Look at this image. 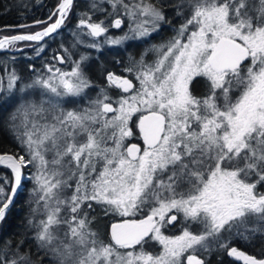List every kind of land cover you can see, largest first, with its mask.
Wrapping results in <instances>:
<instances>
[{"label":"snow or ice","instance_id":"1","mask_svg":"<svg viewBox=\"0 0 264 264\" xmlns=\"http://www.w3.org/2000/svg\"><path fill=\"white\" fill-rule=\"evenodd\" d=\"M104 2L112 8L107 16H118L111 23L76 13L77 32L93 38L85 47L98 50L96 38L102 36L115 46L142 42L171 23L164 0ZM74 8V0H57L45 20L0 28L19 33L0 36V51H23L15 46L25 42L35 45L39 55ZM90 8L93 14L105 12L96 0ZM121 9L128 31L108 36L109 29H122ZM173 10L184 20L173 29L175 35L146 48L133 67L124 69L129 76L135 72L139 87L107 73L108 84L124 93L116 100L101 89L87 107H64L76 104L73 98H86L92 87L85 74L87 54L73 60L68 72L51 63L42 72L29 65L36 75L18 89L19 97L21 77L3 66L7 94L0 77V108L18 101L7 123L19 152L0 154V167L10 171L0 176V223L32 181L29 204L35 207L28 227L35 230L37 255L50 253L54 264H209L196 253L202 249L210 257L213 245L237 264H264V258L230 246L237 241L251 245L257 236L264 237V192L257 191L258 185L264 187V0H180ZM34 27L41 30L29 31ZM60 47L63 55L57 51L53 59L64 64L72 53ZM150 52L157 54L151 63L145 60ZM196 77L209 82L203 98L190 92ZM37 88L40 99H29L27 90ZM137 114L143 144H126L133 137L129 123ZM27 169L35 171L25 175ZM93 202L106 214H146L113 223L111 241L104 244L89 229ZM181 214L186 225L182 233L163 235L162 228ZM38 215L44 218L37 221ZM195 224L202 225L199 234L189 230ZM26 239L15 245L5 241L0 264H33L30 252L23 251ZM149 239L162 246L159 255L143 250Z\"/></svg>","mask_w":264,"mask_h":264},{"label":"trees","instance_id":"2","mask_svg":"<svg viewBox=\"0 0 264 264\" xmlns=\"http://www.w3.org/2000/svg\"><path fill=\"white\" fill-rule=\"evenodd\" d=\"M97 2V0H96ZM149 2L155 4L156 0H149ZM180 0H164V9L167 14V18L171 21L170 24L166 23L158 33H154L151 37L145 41H134L128 42L127 44L120 47L115 45H103L100 43V48L94 49L87 47L86 49H79L80 54H87L89 59L85 65V74L90 79L92 87L86 89V98H73L76 99V104H65L66 109L73 108H84L87 107L88 100L94 99L97 97L101 89L106 90L107 95L113 100L118 99L121 95H124L123 91L118 88L116 85H109L107 81V73L112 72L117 76L127 77L128 79L133 80V83L139 87L138 81L135 80V72L129 76L124 69L128 67H133V61H138L141 58L142 53H144L146 48H150V45H160L167 42L171 37L175 35L173 31L174 28H179L181 23L184 22L183 18L176 17L172 18L175 15L173 10V5L179 3ZM57 0H0V28L5 27H14L21 24H32L35 20H45L50 15L51 11L54 9ZM75 8L73 13L70 14L66 25L62 30L57 34L54 40L49 39L46 41L44 50L36 54L33 46H29L25 42H19L15 46L16 48L23 49V51L12 52V51H2L0 52V77H2V89L5 94H7V76L3 71V66H7V70L11 72L15 69L16 73L21 77L19 84L16 89V96L19 97L22 94L19 92V88L23 87L25 84H30L35 78L36 73L32 72L29 69V65H32L38 71H45L46 64H55L53 59V54L59 51L63 53L61 49V44L69 50L70 45L75 44L72 36L75 33L76 26L78 24V16L76 13L88 12L93 16V20H107V23H111L116 18L117 15H112L111 17L107 16V13L112 12L108 7L110 6L106 2H97L101 7L105 9L103 14L95 13L90 8L91 0H74ZM119 18L124 20L126 19L122 16L120 11ZM46 26V25H45ZM164 30L163 34L161 33ZM41 30L38 27H34L29 31L35 32ZM117 31V32H116ZM111 36L118 35V29H109L108 32ZM16 32L3 31L0 32V36L3 35H15ZM75 36L76 33H75ZM87 43V42H86ZM89 44V43H87ZM78 53V52H77ZM76 53V55H77ZM157 59V54L148 53L145 56L146 62H153ZM249 60L244 63V68L248 65ZM209 82L206 77H196L190 85V92L193 96L197 98H203L207 93ZM30 95L29 99L39 100L40 99V90L37 89H28ZM239 92L236 93V95ZM67 99V98H66ZM235 99V97H233ZM18 101L14 102L11 106L6 108H0V154L9 153L16 154L19 152V145L14 139L12 132L9 130V125L7 123L9 114L15 110L17 107ZM115 107V105H114ZM139 116L135 115L133 120L130 121L129 127L133 131V137H130L126 140L128 142L143 144L140 139L139 130L137 128V123ZM19 123V121H18ZM50 159V157H49ZM29 171H35V169L25 170V175ZM10 175V171L4 167L0 168V176ZM33 187L32 181H27L25 188L22 193L17 195L14 203L10 207L6 219L0 223V247L3 246L5 241L11 240L13 244H18L22 239L25 240L23 251L30 252L31 260L33 264H40L41 259L43 258V264H54V261L49 253L47 256L44 251H40L37 255L38 245L34 239L35 230L28 227V219L30 217L31 207L35 205L29 204V189ZM74 187V185H73ZM257 188L262 189V186H257ZM10 192V188L8 189ZM71 191H67L66 195L71 196ZM175 214V212H173ZM146 213L137 212L135 215L128 217H122L117 213L109 212L105 213L103 209L95 205L93 202V210L88 214V220L91 221L89 224V229L92 232L97 233V237L103 241L104 244H108L111 241L109 236V226L111 223L116 221H121L125 219H140L143 218ZM83 215V213H81ZM43 216L38 215L36 220L39 221L43 219ZM181 223H183L181 216L178 217V221L174 222L173 225L162 228V233L166 236L176 235L181 230ZM193 232L198 231L197 229L190 227ZM199 228V227H198ZM61 238H63V230L60 233ZM230 246H236L240 250L245 251L249 255H254L257 258H264L262 255V250H264V237L257 236L255 242L251 245H245L243 242H234ZM159 244L157 245L156 241L147 240L144 245L143 250L145 252L151 253L153 255H159L161 252L158 249ZM213 251L209 257V254L205 251L198 253V256L202 259L209 260V264H237V261H233L227 258L226 251H220L216 249L213 245ZM121 253H124L126 250H119ZM136 252L141 251L140 247H136ZM240 264H242L240 262Z\"/></svg>","mask_w":264,"mask_h":264},{"label":"rangeland","instance_id":"3","mask_svg":"<svg viewBox=\"0 0 264 264\" xmlns=\"http://www.w3.org/2000/svg\"><path fill=\"white\" fill-rule=\"evenodd\" d=\"M97 2H104V0H97ZM125 2H128V0H125ZM110 10H112V8H111V6H109L108 7ZM121 12H122V9L120 10ZM123 16V15H122ZM124 17V16H123ZM125 19H126V26H125V28L123 29L124 31L122 32V34L120 33V31H119V33H118V35H116V36H122V35H124V33L125 32H127L128 31V21H127V18L126 17H124ZM191 30V29H190ZM84 32H86L87 30L86 29H84L83 30ZM117 32V31H116ZM75 33H76V35L77 36H75ZM75 33H74V35L72 36V38H73V41L75 42V44H72V45H70V48H69V52H71L72 53V57H71V59H68V58H66L65 59V62H64V64H60L58 61H55V67H59V68H61V70L62 71H65V72H68V71H70L71 70V67H72V64H73V60H79V58H80V56H81V54L79 53V49L80 50H82V49H86L87 47H85V45H87V43H89V44H91L92 42H93V38H91V37H88V36H86V35H83L82 33H80V32H77V27H76V29H75ZM108 36H111L109 33L107 34ZM111 37H113V36H111ZM115 37V36H114ZM77 39H80V40H83L84 41V43L83 44H78L77 43ZM97 39V41H98V43L100 44V43H102L103 45H109V44H107L106 43V41H105V37H99V38H96ZM87 42V43H86ZM110 46V45H109ZM150 46H153V45H150ZM73 51H75V52H73ZM78 52V53H77ZM74 53V54H73ZM76 53H77V55H76ZM151 53V55L152 54H156L155 52H150ZM62 55H63V53H61ZM250 63H251V61H250V59H249V62H248V65H247V67L250 65ZM246 67V68H247ZM121 91H122V89H121ZM239 94H237L236 96H238ZM95 99V98H94ZM138 115V114H137ZM139 116V115H138ZM130 143H133V142H128L127 144H130ZM257 191L258 192H264V187H262V189H259V188H257ZM172 214H174V213H172ZM181 216V218H182V221H183V223H181V230L176 234V235H172V236H177V235H180L181 233H182V231L184 230V228H185V223H184V218H183V216H182V214L180 215ZM190 227H193V228H195V229H197L198 231H195V232H193V230H191V228ZM189 227V230L190 231H192L193 233H195V234H199L201 231H202V225H199V224H195V225H191ZM199 227V228H198ZM164 235V234H163ZM166 236V235H165ZM171 237V236H170ZM154 242V241H153ZM159 243L157 242V245H158ZM158 249H160V251H162L163 249H162V246L159 244V247H158ZM203 250L201 249V250H198L197 251V255H198V253L200 252H202ZM188 254H193V253H191V252H189ZM113 259H114V257H113ZM185 260H186V257H185Z\"/></svg>","mask_w":264,"mask_h":264},{"label":"flooded vegetation","instance_id":"4","mask_svg":"<svg viewBox=\"0 0 264 264\" xmlns=\"http://www.w3.org/2000/svg\"><path fill=\"white\" fill-rule=\"evenodd\" d=\"M176 17H177V16H173L172 18H176ZM165 25H167V24H165ZM165 25H163L162 27H164ZM125 26H126V23L122 25V29H118V33H119V31H120V33L122 34V32L124 31L123 29L125 28ZM86 30H87V29H86ZM164 30H165V29L162 30V32H161L162 34H163ZM153 34H154V33H153ZM127 43H128V42H126V43L120 45V47L123 46V45H125V44H127ZM73 52H75V51H73ZM73 54H74V53H73ZM226 255H227V252H226ZM227 258H229V259L235 261L233 258L229 257L228 255H227ZM241 263H242V262H241Z\"/></svg>","mask_w":264,"mask_h":264},{"label":"water","instance_id":"5","mask_svg":"<svg viewBox=\"0 0 264 264\" xmlns=\"http://www.w3.org/2000/svg\"><path fill=\"white\" fill-rule=\"evenodd\" d=\"M39 31V30H38ZM19 34V33H18ZM0 52H2V51H0ZM4 154V153H3ZM9 154V153H8ZM0 168H2V167H0ZM11 191V190H10ZM16 198V197H15ZM12 206V205H11ZM124 220H121V221H116V222H113V223H122ZM113 223H111L110 224V226H109V236H110V238H111V225L113 224Z\"/></svg>","mask_w":264,"mask_h":264},{"label":"bare ground","instance_id":"6","mask_svg":"<svg viewBox=\"0 0 264 264\" xmlns=\"http://www.w3.org/2000/svg\"><path fill=\"white\" fill-rule=\"evenodd\" d=\"M144 218V217H143ZM140 219H142V218H140Z\"/></svg>","mask_w":264,"mask_h":264}]
</instances>
